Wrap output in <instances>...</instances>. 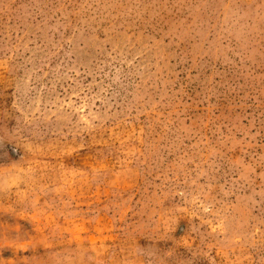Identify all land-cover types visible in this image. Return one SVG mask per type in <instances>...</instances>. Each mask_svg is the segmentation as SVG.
Returning a JSON list of instances; mask_svg holds the SVG:
<instances>
[{
    "label": "rangeland",
    "instance_id": "374dc122",
    "mask_svg": "<svg viewBox=\"0 0 264 264\" xmlns=\"http://www.w3.org/2000/svg\"><path fill=\"white\" fill-rule=\"evenodd\" d=\"M0 264H264V0H0Z\"/></svg>",
    "mask_w": 264,
    "mask_h": 264
}]
</instances>
